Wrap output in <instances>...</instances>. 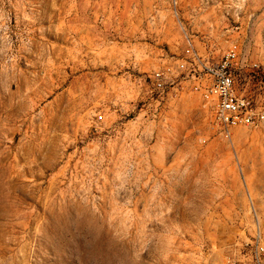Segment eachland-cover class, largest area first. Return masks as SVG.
I'll use <instances>...</instances> for the list:
<instances>
[{
	"label": "rangeland",
	"instance_id": "374dc122",
	"mask_svg": "<svg viewBox=\"0 0 264 264\" xmlns=\"http://www.w3.org/2000/svg\"><path fill=\"white\" fill-rule=\"evenodd\" d=\"M234 42L261 107L264 0H0V264H256L264 123L193 89Z\"/></svg>",
	"mask_w": 264,
	"mask_h": 264
},
{
	"label": "built area",
	"instance_id": "2783aa9c",
	"mask_svg": "<svg viewBox=\"0 0 264 264\" xmlns=\"http://www.w3.org/2000/svg\"><path fill=\"white\" fill-rule=\"evenodd\" d=\"M194 58H199L193 48L188 50ZM202 70L196 75L193 89L200 93L213 113L215 124L231 135L239 127H259L264 123V104L258 107L248 95L241 93L236 83V70L245 67L241 57V46L234 42L217 63L202 62ZM185 63L177 64V69H184ZM175 73L172 66L156 70L153 75L154 85L163 89L168 79ZM103 115L99 116L102 119ZM256 264H264V240L261 232L256 234L252 249ZM224 264H236L228 259Z\"/></svg>",
	"mask_w": 264,
	"mask_h": 264
}]
</instances>
